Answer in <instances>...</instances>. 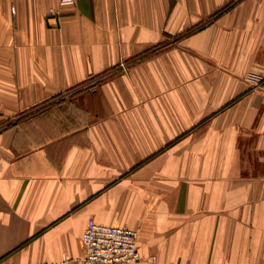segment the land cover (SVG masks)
Here are the masks:
<instances>
[{
	"label": "crops",
	"instance_id": "1",
	"mask_svg": "<svg viewBox=\"0 0 264 264\" xmlns=\"http://www.w3.org/2000/svg\"><path fill=\"white\" fill-rule=\"evenodd\" d=\"M90 219L264 264V0H0V264H82Z\"/></svg>",
	"mask_w": 264,
	"mask_h": 264
},
{
	"label": "built area",
	"instance_id": "2",
	"mask_svg": "<svg viewBox=\"0 0 264 264\" xmlns=\"http://www.w3.org/2000/svg\"><path fill=\"white\" fill-rule=\"evenodd\" d=\"M82 242L85 247L82 264H140L146 260L139 249L137 230L127 225L102 224L90 219ZM60 264L71 261L66 259Z\"/></svg>",
	"mask_w": 264,
	"mask_h": 264
},
{
	"label": "rangeland",
	"instance_id": "3",
	"mask_svg": "<svg viewBox=\"0 0 264 264\" xmlns=\"http://www.w3.org/2000/svg\"><path fill=\"white\" fill-rule=\"evenodd\" d=\"M150 258V257H149ZM155 259V258H154ZM151 260V259H150ZM153 260V259H152Z\"/></svg>",
	"mask_w": 264,
	"mask_h": 264
}]
</instances>
